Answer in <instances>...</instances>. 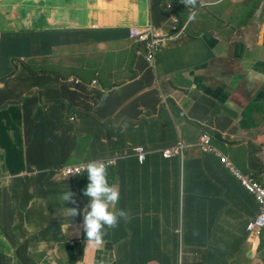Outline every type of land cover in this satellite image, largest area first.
<instances>
[{"label": "rangeland", "instance_id": "obj_1", "mask_svg": "<svg viewBox=\"0 0 264 264\" xmlns=\"http://www.w3.org/2000/svg\"><path fill=\"white\" fill-rule=\"evenodd\" d=\"M143 5L145 2L138 0L126 9L128 19L123 22L112 17L122 9L105 6L99 0H0V37L20 26L30 28L41 13H47L52 31H58L62 20L74 12L96 21L88 28L94 36L85 40L75 23L67 22L66 38L75 43L63 63L54 62L63 57L64 47L59 44L47 56L12 59L10 70L0 79V135L20 144L14 168L4 156L0 158V264H115L111 262L114 251L86 247L82 224L69 228L46 220L52 211V198L66 195L64 186H70L77 196L79 211L87 198L82 194L87 173L77 174L85 166L77 158L80 131L75 112L95 107L96 120L89 134L93 140L95 128L115 123L125 111L120 103L98 109L102 98L88 101L107 91L106 74L115 71L120 75L118 84L125 86V101L140 92L147 77L167 73L184 85L197 74L207 75L217 80L225 92L224 100L233 98L236 83L229 71L216 74L222 69V32L246 20L256 7L264 6V0H160L152 11ZM193 15L195 18L190 19ZM196 42L201 50L193 55L189 51ZM196 56L200 60L181 66L182 59ZM162 58L175 59L167 64L170 71L163 69ZM52 66L55 68L50 70ZM46 67L47 71H41ZM45 82L46 100L30 99ZM203 85L204 80H199L195 84L198 90L190 93V98L207 96ZM205 111L210 115L200 119L207 132L200 130L201 137L214 142L217 134L224 135L225 145L240 151L244 172L249 174L246 181L252 180L255 172L264 188V123L257 127L255 137L247 132L232 134L225 131L234 126L246 129L251 121L247 113L234 120L233 112L217 109L214 100ZM130 117L137 119L138 114ZM261 205L258 217L264 233V203ZM75 218L77 221L79 215ZM259 254L264 260L263 247ZM178 255V261L160 264H204L184 248ZM137 264L145 263L140 260Z\"/></svg>", "mask_w": 264, "mask_h": 264}, {"label": "crops", "instance_id": "obj_2", "mask_svg": "<svg viewBox=\"0 0 264 264\" xmlns=\"http://www.w3.org/2000/svg\"><path fill=\"white\" fill-rule=\"evenodd\" d=\"M99 1L105 6L122 9L112 17L125 22L128 19L125 10L138 0ZM143 1V6L151 11L160 4V0ZM68 21L75 23L83 40L94 36L88 28L96 21L77 12L62 20L58 31L49 28L47 13H41L30 28L20 26L18 30L2 33L0 79L10 70L12 59L47 56L51 48L59 44L64 47L63 57L54 62L55 65L63 63L75 43L66 38ZM222 37V69L216 74L223 75L228 70L235 81L231 100H224L225 92L217 80L207 75L197 74L184 85L175 75L167 73L161 77H147L148 81L142 83L140 92L125 101V86L118 84L120 75L111 71L106 74L107 91L88 101L102 98L98 105L100 110L120 103L125 109L123 115L111 125L95 128L96 137L90 140V126L96 120L95 107L90 105L75 112L76 126L80 131L78 161L112 160L108 167L109 182L121 193L115 211L124 209L130 213L127 220H121L115 227L122 235V243L116 247L112 263L137 264L140 255L143 260L148 259L146 264L176 262L178 252L184 248L200 257L204 264H263L254 256L259 241L249 236L247 229L259 214L260 206L232 173V170L244 172L245 169L239 149L226 146L225 136L221 134L213 142L219 147L217 149L198 140L199 131L206 130L200 119L210 115L205 109L209 108L211 100L215 101L217 109H230L234 120H239L242 113H247L251 119L246 129L234 126L225 132H247L255 137L257 127L264 123V99L259 101L264 85V66L261 65L264 62V6L256 7L243 22L233 23L222 32ZM200 50V43L196 42L189 53L194 55ZM197 60H200L197 56L182 59L181 66ZM172 61L175 59L160 60L166 71H170L167 64ZM54 68L52 66L50 70ZM202 79L207 96L190 98L189 94L198 90L195 84ZM47 83L40 84L30 99L45 101ZM163 97L174 98L180 106L167 107ZM255 100H258L255 107L248 110L247 105ZM135 112L137 119L130 117ZM34 139L38 140L37 137ZM137 145L148 151L143 164L134 152ZM176 145L183 146L181 154L165 157L161 152L163 148ZM222 151L230 159H223ZM2 156L12 168L18 164L20 144L8 135H0V158ZM62 189L66 194L72 192L68 185ZM51 209L46 219L50 224L69 228L81 224L69 218L64 197L52 198ZM4 240L8 242L5 237Z\"/></svg>", "mask_w": 264, "mask_h": 264}, {"label": "clouds", "instance_id": "obj_3", "mask_svg": "<svg viewBox=\"0 0 264 264\" xmlns=\"http://www.w3.org/2000/svg\"><path fill=\"white\" fill-rule=\"evenodd\" d=\"M195 0H186V3H194ZM193 15L190 19H194ZM264 66V62L261 63ZM164 103L169 108H174L180 106L174 98L163 97ZM264 99V85L260 91L259 101ZM258 100L249 103L246 108L252 110L255 107V104ZM203 134H207L206 130L203 131ZM217 138H219L217 134ZM198 141L208 142L211 147L219 148L216 146L213 141L199 137ZM223 143L222 141H220ZM135 155L137 156L140 163H144L147 160L148 151L142 145H137L134 147ZM165 157H173L183 152L182 145H176L169 148H163L161 150ZM223 159H230V157L222 151ZM93 159L89 162H81L84 169H81L77 172L78 175H85L87 173V185L84 186L83 195L87 197L81 204L80 211L77 207V196L69 191L64 199L66 202L73 203L69 209L68 216L71 220L76 221L75 216L79 215L77 221L83 225V229L86 235V247H104L110 251H116L117 246H121L122 235L117 231L115 227L118 226L121 220H127L130 213L124 209L115 211L119 205V200L121 198V193L119 189L110 184V176L108 167L112 164V160H102ZM232 173L235 177L240 179L246 189V191L254 197L256 202L261 207V203H264V188L256 180V177L253 175L252 180L249 182L246 181L245 175H249L238 169L237 171L232 170ZM261 203H260V202ZM253 224L247 226L249 236L255 237L258 239L259 244L255 251L254 256L256 259L260 260L264 264L260 256V249L263 247L264 252V233L261 231V224L258 215L255 220L252 221ZM264 227V226H263ZM80 241V240H79ZM81 243V241H80ZM156 259V258H154ZM143 260V257L140 255L139 261ZM148 259L143 260L146 264ZM164 262V261H163Z\"/></svg>", "mask_w": 264, "mask_h": 264}, {"label": "trees", "instance_id": "obj_4", "mask_svg": "<svg viewBox=\"0 0 264 264\" xmlns=\"http://www.w3.org/2000/svg\"><path fill=\"white\" fill-rule=\"evenodd\" d=\"M0 53H1V50H0ZM72 204L73 203H71V202H66V206L68 208V212H70L69 209L71 208Z\"/></svg>", "mask_w": 264, "mask_h": 264}]
</instances>
